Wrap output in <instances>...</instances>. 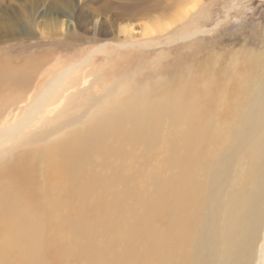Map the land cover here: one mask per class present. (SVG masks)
<instances>
[{"label": "bare ground", "instance_id": "6f19581e", "mask_svg": "<svg viewBox=\"0 0 264 264\" xmlns=\"http://www.w3.org/2000/svg\"><path fill=\"white\" fill-rule=\"evenodd\" d=\"M199 2L186 0L184 6L190 5L178 19L185 20ZM188 34H171L160 45L171 46L183 35L193 39ZM150 40L144 48L158 47L159 40ZM104 50L95 49L51 75L19 119L0 130V160L20 147L35 146L0 164V253L10 264H112L104 248L88 251L94 232H84L93 223L94 230L139 247L142 264H255L264 226V51L232 52L227 70L189 69L185 79L135 89L123 82L99 88L101 78L90 81L86 68ZM37 72L31 63L23 72L0 65V93ZM12 112L0 104V119ZM36 122L58 129L26 133ZM168 123L176 129L179 149L166 157L171 141L160 131ZM123 145L132 146L147 168L152 158L165 154V169L145 179L159 186V199L151 202L146 194L145 202L143 187L131 197V187L144 175L126 178L116 162L114 176L110 158ZM119 184L126 187L121 200L116 189L108 190L109 200L97 193L102 185ZM128 195L142 212L132 225L123 218L134 214L123 207ZM90 215L94 220L87 224ZM54 237L60 240L55 251ZM65 247L75 253L64 256ZM256 264H264V243Z\"/></svg>", "mask_w": 264, "mask_h": 264}, {"label": "rangeland", "instance_id": "374dc122", "mask_svg": "<svg viewBox=\"0 0 264 264\" xmlns=\"http://www.w3.org/2000/svg\"><path fill=\"white\" fill-rule=\"evenodd\" d=\"M185 1L0 0V65H7V69L19 72L25 71L29 63L38 67V72L32 80L19 82L15 84L16 86H11L0 93V104L3 108L11 107L13 110L11 114L0 119V130L6 129L7 126L19 119L33 100L45 89L51 75H54L63 66L82 62L90 52L98 48L106 51L104 50V54L92 56V64H90L92 66L86 68H90L92 75L90 81L93 82L101 78L99 88L105 87L106 82H123L135 89L145 84L171 83L177 77L185 79L190 72L189 69L194 71L199 67L208 66L211 67L210 72L220 68L227 70L228 65L231 64L228 59H231L234 54L232 52L253 51L259 53L264 51V0H198L201 5L185 20L180 21L177 16L186 11L190 5L184 6ZM66 15H72L74 18H68ZM176 18L179 20L178 22L175 21ZM171 23L173 24L168 30L163 27L165 24ZM181 31H187L188 35L194 32L192 34L194 36L190 37L193 39L182 38L183 35L171 46L160 45L163 39ZM146 33L150 34L146 35ZM150 39L159 40L158 47L155 46L150 50L144 48L147 41H149L148 45L153 43ZM118 45L121 48H117ZM170 125V123L163 124L160 131V133H168L166 135L171 141L169 142L170 148L164 151V153H168L166 157L175 155V151L179 149V137L176 129L171 128ZM42 128H48L51 131L58 129L54 124L36 122L26 133H35ZM67 132L69 130L62 131L57 136ZM169 132L171 133L169 134ZM174 141L175 143L177 141L176 146ZM145 146L142 144L139 145L141 148L137 147L142 150ZM27 147L34 148L35 146ZM27 147H20L12 151L11 154L0 160V164ZM159 153L162 152H158L157 155H160ZM164 155L162 153L161 158L158 156L157 160L152 158L153 166L150 162L148 164L152 168L148 165L147 168L141 163L143 158L135 155V149L132 146L123 145L119 147L114 157L110 158V162L115 170L114 176L119 171L114 166L116 162L123 167L122 169H125L126 178L133 175L134 179H139L144 175V181L140 183L142 186L139 188L140 185H134V189L131 187L130 195L132 197L133 192L140 194V190L146 189V193H143L144 196L142 194L140 197L145 202L148 199L152 202L158 198L159 186L148 181L146 184L145 179L150 172L156 173L160 167L165 169L162 165ZM105 161L106 158L103 161L104 167ZM109 189H116L114 195L119 200L123 199L126 187L120 184L114 188L102 185L97 193L105 195L109 200L111 198V195L108 194ZM129 197V195L125 196L127 200L123 207L125 209L129 207L130 210L132 208L131 213L134 212V214H128L123 218L128 225H132L138 222L142 212L134 205L136 200ZM91 216L90 220L89 217L88 220H85L87 224L94 220V217ZM103 218H100L98 223L103 222ZM94 228L92 223L90 228L84 232H94L88 245L89 253L92 252V249L104 248L109 253L105 252L106 259L108 262L111 260L112 264H116V260L117 264H130L133 261L137 264L144 263L141 261L143 253L139 247L135 250L134 247L125 244V240L118 238V235L110 234L109 231L108 234H105L100 231V228L95 230ZM263 243L264 226L256 246L255 264L259 256V248ZM59 246L60 240L58 237H54L51 241V249L55 251ZM114 250L118 252L113 253ZM72 252H74L72 247L64 248V256ZM115 253L116 256H114ZM4 256V253H0V264H10V260ZM79 264H86V262H79Z\"/></svg>", "mask_w": 264, "mask_h": 264}]
</instances>
